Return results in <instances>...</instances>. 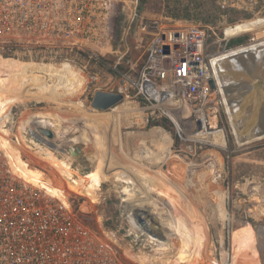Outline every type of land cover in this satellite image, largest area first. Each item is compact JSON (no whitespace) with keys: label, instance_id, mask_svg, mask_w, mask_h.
<instances>
[{"label":"rangeland","instance_id":"374dc122","mask_svg":"<svg viewBox=\"0 0 264 264\" xmlns=\"http://www.w3.org/2000/svg\"><path fill=\"white\" fill-rule=\"evenodd\" d=\"M114 3L105 35L94 33L86 51H0V71L6 69L0 103L9 110L0 120L9 118L7 129L19 138L15 147L33 179L74 201L73 210L111 236L128 264H264V136L241 143L224 107L218 129L198 133L189 105L150 104L134 85L160 30L210 27L216 41L239 23L226 31L239 35L227 44L231 52L264 42L257 35L264 26L245 30L264 22V2L255 3V14L216 0ZM102 36L105 45L96 47ZM97 91L124 99L113 111L99 110L92 106ZM135 100L150 116L143 128L129 126ZM41 124L56 134L50 143L31 137ZM75 143L84 144L88 166L63 150ZM124 182L132 200L124 198ZM133 211L146 228L158 225L167 241L152 238L132 219Z\"/></svg>","mask_w":264,"mask_h":264},{"label":"built area","instance_id":"2783aa9c","mask_svg":"<svg viewBox=\"0 0 264 264\" xmlns=\"http://www.w3.org/2000/svg\"><path fill=\"white\" fill-rule=\"evenodd\" d=\"M115 1L0 0V51H86L93 46L90 39L94 33L105 35V17L111 14ZM216 1L254 14L255 3L264 2ZM237 24H230L223 31L224 37L216 41L210 27L191 25L158 31L149 44L140 81L134 83L137 94L150 104L185 103L195 114L198 133L217 130L220 109L224 107L228 113V107L214 60L231 52L227 44L239 35L227 36L226 31ZM93 44L104 46L105 36ZM130 103L129 126L145 127L149 114L140 110L138 101ZM8 112L6 106L0 107V119ZM8 119L5 123L0 120V264H128L112 237L82 222L70 202L21 176L11 148L20 142L7 129ZM35 136L37 132L31 137L38 141ZM18 152L23 158L22 151Z\"/></svg>","mask_w":264,"mask_h":264},{"label":"bare ground","instance_id":"6f19581e","mask_svg":"<svg viewBox=\"0 0 264 264\" xmlns=\"http://www.w3.org/2000/svg\"><path fill=\"white\" fill-rule=\"evenodd\" d=\"M262 26H264V22L258 23L255 26L254 25L248 26L245 30L254 31L256 28H260ZM257 35H258V37H264V30L261 32H257ZM263 45H264V42L259 43L255 46H251L248 48L237 50L235 52H231L227 55L221 56V57L214 60L215 65H216L217 70H218V73L220 75L221 87L223 88V91H224V94H225V97L227 100L228 113L230 115V120L232 121L231 124L233 125V127H234L233 130H235L234 132H236L238 140L241 143L247 141L246 138L254 140V139H257L258 137L261 138L264 136V104L259 103L253 95V92H254L253 91V84H254L253 80L254 79L252 78L251 74H252V71L254 70V63H256V62L253 59L247 58V57H250L253 52L258 51V52L262 53L263 51H261V49L263 48ZM5 70H2L3 73L0 71V82L3 79L2 76L5 75V73H4V72H6ZM52 70H53V68H52ZM7 72H9V70H7ZM26 81H27V79H26ZM3 105L5 106V104H3ZM2 106H0V107H2ZM7 111H9V110H7ZM4 123H5V121H4ZM44 126L49 127L47 125H44ZM55 131L58 132L59 134H62V132H64V131H62L60 126H56ZM5 133L10 135L11 132L9 133L8 130L5 129ZM2 139H3V137H2ZM41 140H43V139H41ZM43 141H45L47 143L51 142V141H47L45 139ZM11 148L13 150L12 152L14 153V157H15L14 158V164L17 167L18 172L21 174V176L24 177L25 179H27L29 182L33 183L34 185H38V186L42 187L43 189H46L54 197L62 199L59 195H57V193L50 191L49 188L46 187L42 181H37V180L35 181L33 179L32 171L29 168V162L24 160L22 158V156L19 155V152L16 149L14 144L11 145ZM63 150H65V149H63ZM67 155L70 157L69 154H67ZM27 163H28V166H27ZM72 165H73V163L71 160H69L66 163V167H68L69 169L72 168ZM124 185L126 188L125 193H124V195H126V197H124V198L126 200L128 198V200H129L130 198L134 197V194L128 192L131 190L130 184H128L126 182ZM52 190H54V188H52ZM55 191L58 192L59 190L55 189ZM62 200L64 202H66L64 199H62ZM130 200H132V199H130ZM132 204H134V203H132ZM134 214H135V212L133 211L131 214L132 219H134L136 222H138L140 227L142 229H144L152 238H154L155 240L160 241V242L167 241L164 238H162V236L160 237L159 233L158 234H150L147 231V229H150V228H148V227L146 228V225L142 226L140 223L141 220H137V218L135 217ZM243 225H244V223H243Z\"/></svg>","mask_w":264,"mask_h":264},{"label":"water","instance_id":"95a60500","mask_svg":"<svg viewBox=\"0 0 264 264\" xmlns=\"http://www.w3.org/2000/svg\"><path fill=\"white\" fill-rule=\"evenodd\" d=\"M264 45L260 52H253L248 59H253L256 63H254V70L252 71L253 82V95L257 99L259 103L264 104ZM260 50V49H259ZM166 52H168V47H166ZM246 57V56H245ZM251 73V72H250ZM211 87L214 88V81L210 82ZM124 96L122 93L117 92H105V91H97L92 100V106L99 110H107L114 105L118 104L123 100ZM36 132L41 139H45L47 141L53 140L56 137L55 132L51 127H46L44 125H38L36 127ZM38 139L39 141L41 139ZM42 141V140H41ZM65 151L70 154L79 164L88 166L89 160L85 155L84 144L75 143L70 147H67ZM142 226L145 225L142 221L140 222ZM159 230V226L156 225ZM156 229H147L150 234H158L159 232ZM163 238V237H162Z\"/></svg>","mask_w":264,"mask_h":264},{"label":"trees","instance_id":"16d2710c","mask_svg":"<svg viewBox=\"0 0 264 264\" xmlns=\"http://www.w3.org/2000/svg\"><path fill=\"white\" fill-rule=\"evenodd\" d=\"M243 42V40L242 39H239V40H235L233 43L234 44H241ZM67 202V204H69V201H66ZM73 205L72 206H74V201H73V203H72ZM74 208V207H73ZM74 210H76V209H74ZM76 212V211H75ZM77 213V212H76ZM77 215H79V218H80V220L82 221V222H84L85 223V221H84V217H82L83 215L82 214H80V213H77Z\"/></svg>","mask_w":264,"mask_h":264}]
</instances>
